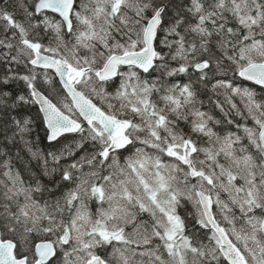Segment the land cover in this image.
Returning <instances> with one entry per match:
<instances>
[{
  "label": "snow or ice",
  "instance_id": "snow-or-ice-1",
  "mask_svg": "<svg viewBox=\"0 0 264 264\" xmlns=\"http://www.w3.org/2000/svg\"><path fill=\"white\" fill-rule=\"evenodd\" d=\"M0 264H264V0H0Z\"/></svg>",
  "mask_w": 264,
  "mask_h": 264
},
{
  "label": "trees",
  "instance_id": "trees-1",
  "mask_svg": "<svg viewBox=\"0 0 264 264\" xmlns=\"http://www.w3.org/2000/svg\"><path fill=\"white\" fill-rule=\"evenodd\" d=\"M32 115H35L36 114V110L35 108L32 109V112H31ZM37 133L38 135H40V137L42 138L43 137V127L41 125H37ZM41 147H47V145L45 143H42L41 144Z\"/></svg>",
  "mask_w": 264,
  "mask_h": 264
}]
</instances>
